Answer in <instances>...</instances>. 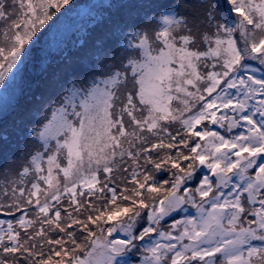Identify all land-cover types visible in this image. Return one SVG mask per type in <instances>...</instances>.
<instances>
[{"label": "snow or ice", "instance_id": "6c2138e0", "mask_svg": "<svg viewBox=\"0 0 264 264\" xmlns=\"http://www.w3.org/2000/svg\"><path fill=\"white\" fill-rule=\"evenodd\" d=\"M10 92L0 264H264V0H0Z\"/></svg>", "mask_w": 264, "mask_h": 264}, {"label": "rangeland", "instance_id": "374dc122", "mask_svg": "<svg viewBox=\"0 0 264 264\" xmlns=\"http://www.w3.org/2000/svg\"><path fill=\"white\" fill-rule=\"evenodd\" d=\"M103 1L105 2L106 0H84L82 4H78L80 6H87V5H101L104 4ZM94 11H100L94 10ZM93 25V21L88 17V16H73L72 19H70L67 23V28L65 33L62 36L58 37V47L56 44H53L52 40L49 39L47 41V45L50 47L48 48V51L50 52V55L47 57L49 61V57H51L54 54H64L67 49L71 48L73 44L77 43V39H79V36L85 34L88 30V28ZM41 46L44 47L45 44L42 41ZM43 55V54H42ZM61 56V55H60ZM56 61L52 63L51 65H55ZM33 74L34 76L40 75L39 72V66H30L29 68V75ZM50 78V77H49ZM7 103L9 110L11 109V106L14 103L13 99V93H9L7 102L3 97H0V107H3ZM10 139V144L8 148V152H13L15 150V147L18 142V138L15 137L13 133L9 135ZM5 153L2 147H0V160L4 157Z\"/></svg>", "mask_w": 264, "mask_h": 264}, {"label": "trees", "instance_id": "16d2710c", "mask_svg": "<svg viewBox=\"0 0 264 264\" xmlns=\"http://www.w3.org/2000/svg\"><path fill=\"white\" fill-rule=\"evenodd\" d=\"M84 0H76V2L78 4H82ZM108 0H106L105 2L103 1V3H107ZM169 2H171V0H169ZM100 11H102V9H100ZM107 13H105L106 15ZM94 26L91 25L88 29L92 28ZM88 31V30H87ZM87 33V32H86ZM85 34L79 36V39H77V43L73 44V46L69 49H67V51L63 54H54L52 55L51 57H49V68H48V77H51L52 73L54 72H60L63 68H65L67 65H68V60H64L63 57H68L69 60H75L77 57L81 56L82 53H83V49L81 48V45L83 44V40H84V37H85ZM61 55V56H60ZM55 63V65H51L52 63ZM30 78L35 81V80H40L42 83L44 82V76H42L41 74L38 75V76H34L33 74L30 75ZM64 79H67V76L65 75L63 77ZM56 91L58 92L59 89H56ZM55 93H53L54 95ZM23 103V101H22ZM10 111V114L8 115L7 117V121L6 122H0V130L3 129L4 127V123H7L9 126H11L13 120L15 118H18V114L17 112H14V111H11V109L9 110ZM12 133L11 131V127L9 128V135ZM20 143L21 142H18L16 147H15V150L19 148L20 146ZM9 154L11 152H8ZM5 158V155L4 157L2 158V160Z\"/></svg>", "mask_w": 264, "mask_h": 264}]
</instances>
